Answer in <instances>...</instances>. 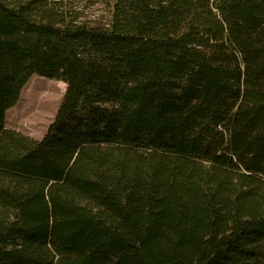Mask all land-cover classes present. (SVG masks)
I'll use <instances>...</instances> for the list:
<instances>
[{"label": "trees", "instance_id": "1", "mask_svg": "<svg viewBox=\"0 0 264 264\" xmlns=\"http://www.w3.org/2000/svg\"><path fill=\"white\" fill-rule=\"evenodd\" d=\"M103 2L0 0V264H264V0Z\"/></svg>", "mask_w": 264, "mask_h": 264}, {"label": "rangeland", "instance_id": "2", "mask_svg": "<svg viewBox=\"0 0 264 264\" xmlns=\"http://www.w3.org/2000/svg\"><path fill=\"white\" fill-rule=\"evenodd\" d=\"M72 6L88 19L103 20L107 13L103 0H73ZM66 88L63 80L34 74L23 86L17 102L6 110L5 127L40 139L54 120ZM45 92H49L48 104L40 108L31 106L34 96L38 99Z\"/></svg>", "mask_w": 264, "mask_h": 264}, {"label": "bare ground", "instance_id": "3", "mask_svg": "<svg viewBox=\"0 0 264 264\" xmlns=\"http://www.w3.org/2000/svg\"><path fill=\"white\" fill-rule=\"evenodd\" d=\"M47 96L49 97V92L43 93L41 95V97H39L38 99L36 98V95H35L34 98L31 101V106H35L37 108H40L42 106H45L49 102Z\"/></svg>", "mask_w": 264, "mask_h": 264}]
</instances>
